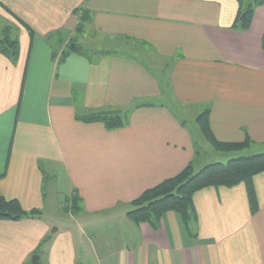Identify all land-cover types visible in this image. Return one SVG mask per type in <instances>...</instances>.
Segmentation results:
<instances>
[{"label": "crops", "instance_id": "1", "mask_svg": "<svg viewBox=\"0 0 264 264\" xmlns=\"http://www.w3.org/2000/svg\"><path fill=\"white\" fill-rule=\"evenodd\" d=\"M237 9L235 0H0V31L19 43L16 64L0 54V196L40 212L0 220V264L35 255L30 264H264V173L253 178L254 215L239 184L194 194L193 234L174 212L156 230L126 217L144 190L196 165L188 110L195 120L209 107L218 141L247 136L264 152V6L245 32L232 29ZM81 13L89 20L78 29ZM86 31L146 57L118 47L93 59L77 45ZM156 59L158 69L146 62ZM108 109L130 110L128 125L76 119Z\"/></svg>", "mask_w": 264, "mask_h": 264}, {"label": "trees", "instance_id": "2", "mask_svg": "<svg viewBox=\"0 0 264 264\" xmlns=\"http://www.w3.org/2000/svg\"><path fill=\"white\" fill-rule=\"evenodd\" d=\"M235 1L238 9L232 29L245 32L251 26L256 8L264 6V0H247L246 5L244 4L245 0ZM81 15L78 29L81 28L84 22L89 20L87 13H81ZM26 29L32 42L33 32L28 27ZM11 32L12 29L9 27L2 31L0 54L5 56L12 64H16L19 56V43L17 37L12 35ZM66 47V51L62 53V58L75 50V43L70 40ZM261 48L264 51V33L261 36ZM26 63L23 80L27 69ZM21 91H23V82ZM209 114L210 108L205 107L196 115L195 121L202 136L217 152L232 154L252 146L253 143L247 136L240 142L218 141L211 131ZM129 115L130 110L108 109L79 116L76 119L85 123L100 122L107 130H115L128 125ZM195 155L196 157L199 156L197 148ZM261 173H264V152L251 155H230V159L226 163L212 162L197 171H195L193 162H190L175 176L164 179L155 186L144 190L130 203L131 209L126 213V217L135 225L148 224L156 230L160 226L163 215L174 212L180 217L188 232L193 234L192 228L197 222V214L193 204L194 194L206 188H232L239 184L245 186L249 211L251 215H254L258 211V203L253 178ZM79 206V197L76 194L72 195L71 204L67 208L76 211L79 210ZM39 215L40 212L37 209L25 211L18 200L6 199L0 196V220L19 221L38 218Z\"/></svg>", "mask_w": 264, "mask_h": 264}, {"label": "rangeland", "instance_id": "3", "mask_svg": "<svg viewBox=\"0 0 264 264\" xmlns=\"http://www.w3.org/2000/svg\"><path fill=\"white\" fill-rule=\"evenodd\" d=\"M247 0H245L244 4L246 5ZM2 31H0V39H2ZM90 33V34H89ZM12 35H15L14 31L11 32ZM11 35V36H12ZM94 35L92 34V32L90 31H86L84 34V40H81L82 42H78L77 45L78 47H80L79 49L82 50L84 52H88L92 55L93 59H97V57H99V53H95L93 55L94 52H103L104 49H112V48H123L126 50V52L134 58H145L146 56L140 51V49L132 43H124L121 42L119 43L118 41H112L110 43H108V39H104V38H99V37H95L93 38ZM79 41V40H78ZM67 42V40L65 41ZM104 53V52H103ZM148 63V65L153 68L152 65H156L155 67L158 69L160 67L161 60L156 59L155 61L149 62L146 61ZM156 70V69H155ZM164 74L161 73V75H159V78H164ZM162 103L166 104L170 109L175 111H178L177 109H175V107H173L174 105L169 104L168 102H164L161 101ZM160 102V103H161ZM193 110H188L185 113V117L187 124H188V128L190 129V132L192 134V137L194 139V143L196 145V148L199 151V158L197 160L195 167V171L199 170L201 167H203L202 165H206L212 162H222V163H226L229 159H230V153L229 152H225V153H219L217 152L207 141L206 139L202 136V134L199 131L198 125L196 124V121L194 120L193 116L194 114H192ZM177 113V112H175ZM260 152L262 150H254V148L251 146L248 149H244L243 151H239L237 153H234L235 155H243V154H254L257 152ZM201 165V166H200ZM70 205V204H69ZM68 205V206H69ZM37 256V255H36ZM31 259L30 258L28 264L31 263Z\"/></svg>", "mask_w": 264, "mask_h": 264}, {"label": "water", "instance_id": "4", "mask_svg": "<svg viewBox=\"0 0 264 264\" xmlns=\"http://www.w3.org/2000/svg\"><path fill=\"white\" fill-rule=\"evenodd\" d=\"M38 260V256H32L31 263H35Z\"/></svg>", "mask_w": 264, "mask_h": 264}]
</instances>
